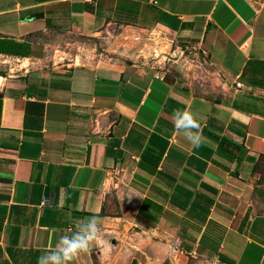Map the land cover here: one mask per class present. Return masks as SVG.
Here are the masks:
<instances>
[{
	"label": "crops",
	"instance_id": "crops-1",
	"mask_svg": "<svg viewBox=\"0 0 264 264\" xmlns=\"http://www.w3.org/2000/svg\"><path fill=\"white\" fill-rule=\"evenodd\" d=\"M109 24L205 59L178 68L116 36L63 50ZM0 58L20 64L0 73V264H37L92 215L110 247L74 264H264V0H0Z\"/></svg>",
	"mask_w": 264,
	"mask_h": 264
},
{
	"label": "rangeland",
	"instance_id": "rangeland-1",
	"mask_svg": "<svg viewBox=\"0 0 264 264\" xmlns=\"http://www.w3.org/2000/svg\"><path fill=\"white\" fill-rule=\"evenodd\" d=\"M102 34V36L87 37L71 33L64 37L61 46L64 48L63 50L65 52H69V57L71 56L73 60L79 58V55L83 58H92L95 57V54L98 52L103 51V43L108 44L109 38H114V36H116V47L119 52L124 51L141 57L145 55V58L150 55V59H161L162 62L166 64L173 63V66L176 64L178 68L186 69L192 65L194 66V64L196 65L198 60L202 62L205 59V56L201 52L191 47L168 42L165 38L156 34H146L142 31L129 28L126 29L119 25L109 24L107 30L102 32ZM105 38L108 40H104ZM100 41H102V44ZM172 47L178 48L179 51L175 54H171V51H168ZM112 52L115 53L116 51H111V53ZM63 55H65V53H63ZM14 66H20L19 62L0 58V73L7 72Z\"/></svg>",
	"mask_w": 264,
	"mask_h": 264
},
{
	"label": "clouds",
	"instance_id": "clouds-1",
	"mask_svg": "<svg viewBox=\"0 0 264 264\" xmlns=\"http://www.w3.org/2000/svg\"><path fill=\"white\" fill-rule=\"evenodd\" d=\"M172 121L175 131L193 150L202 146L204 137L200 123L190 111L174 109ZM98 243L110 247L107 241H103L101 218L92 215L77 223L71 235L62 236L54 248L38 256L37 264H74L81 254L89 252Z\"/></svg>",
	"mask_w": 264,
	"mask_h": 264
},
{
	"label": "built area",
	"instance_id": "built-area-1",
	"mask_svg": "<svg viewBox=\"0 0 264 264\" xmlns=\"http://www.w3.org/2000/svg\"><path fill=\"white\" fill-rule=\"evenodd\" d=\"M236 85H237V86H240V84H239V83H236Z\"/></svg>",
	"mask_w": 264,
	"mask_h": 264
},
{
	"label": "bare ground",
	"instance_id": "bare-ground-1",
	"mask_svg": "<svg viewBox=\"0 0 264 264\" xmlns=\"http://www.w3.org/2000/svg\"><path fill=\"white\" fill-rule=\"evenodd\" d=\"M1 79V78H0ZM1 83V82H0Z\"/></svg>",
	"mask_w": 264,
	"mask_h": 264
}]
</instances>
